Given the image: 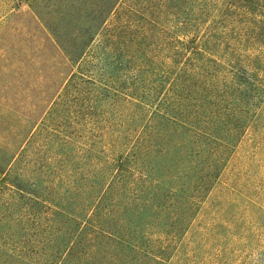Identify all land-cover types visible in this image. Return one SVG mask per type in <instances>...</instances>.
I'll return each mask as SVG.
<instances>
[{
  "label": "rangeland",
  "instance_id": "1",
  "mask_svg": "<svg viewBox=\"0 0 264 264\" xmlns=\"http://www.w3.org/2000/svg\"><path fill=\"white\" fill-rule=\"evenodd\" d=\"M55 1L0 0V145L26 141L0 173V264H264V109L200 203L188 185L222 148L206 135L192 153V132L153 117L199 40L207 87L250 62L264 82V31L243 0H117L120 13L59 87L69 70L32 14L34 4L57 24ZM171 181L186 191L171 195Z\"/></svg>",
  "mask_w": 264,
  "mask_h": 264
},
{
  "label": "trees",
  "instance_id": "2",
  "mask_svg": "<svg viewBox=\"0 0 264 264\" xmlns=\"http://www.w3.org/2000/svg\"><path fill=\"white\" fill-rule=\"evenodd\" d=\"M56 1L51 3L50 7L53 5L56 9L57 24L48 23L34 4L32 8L35 14L33 12L32 14L34 18L39 17L41 19L38 21L36 19L39 28L42 27L41 22L44 23L42 31H44L47 41L51 43V46L60 55L69 70L66 74V77L69 78L60 81L58 83L59 87L64 81H67L68 84L72 79H75L76 74L73 68L78 62L81 63L84 56L90 51L93 42L97 40L96 36L104 33L105 28L108 29L107 21L113 15L114 17L118 16L120 7L116 4L117 0H105L104 4L84 13L83 9L76 8V5H80L82 0ZM242 6L248 9V14L254 16L251 21L247 19V22L249 25L253 23L255 30L260 36L264 31V0H243ZM77 13H80V15L74 25L66 22L68 18L74 20ZM79 20H84V25L79 24L84 27L78 29L75 25H77ZM149 29H152V27ZM205 45H207L206 41L199 40L196 46L191 48L189 60L185 62L184 68H180L174 73L175 85L163 93L164 100L162 103L165 106H160L153 116L167 117V119H164L168 120L172 126H178L192 132L193 138L191 141L194 144L192 153L195 152V144L200 147L199 142H202V140L199 139L201 137L210 135L217 141H221L218 144L216 141L214 148L222 149L211 152L213 153L210 161L211 167L196 171L198 182H190L188 185L190 187L187 191L184 186L181 187L178 183L171 181L168 193L174 195L180 191H186V197L195 203H200L202 197L209 195L212 191L225 171L236 145L241 142L246 132L256 125L257 118L264 109V95H256L259 90L264 88V82L262 77H259L260 73H257V69L251 68V62V66L249 65L246 69L244 67H240L236 71L233 69L228 77L223 79L224 81L221 84L214 76L211 77V86L207 87V84H204V75L208 73L204 68L207 64H210L209 59L205 55L207 50ZM246 61L247 63L249 62L248 60ZM218 62L219 59L217 58L211 64L218 66ZM240 65L243 66L242 63ZM157 92L161 93L162 89H157ZM1 108L4 111H8V113L15 111L7 104H3ZM253 113L258 114L257 117L249 119L248 117L253 115ZM215 119L223 120L227 127L223 130H226L228 135L215 133L218 132V127L214 130V127L210 124V120L215 121ZM25 142V137H22L18 145L16 144L14 149L10 151H6V147L0 145V173H3L12 165V162L19 155L18 151ZM201 150V148L198 149L200 152ZM132 156L133 154H131L130 160L128 159L129 162H133L135 157ZM172 179H178V176L174 175ZM184 184H187V182ZM17 188L19 187L17 186ZM97 228L100 229V233L104 237L120 239V233H114L112 229L106 227L102 222L97 223L96 230ZM67 251H70V249H67Z\"/></svg>",
  "mask_w": 264,
  "mask_h": 264
}]
</instances>
